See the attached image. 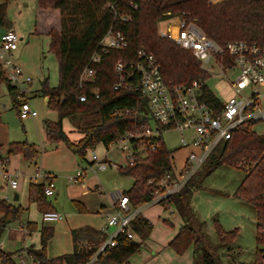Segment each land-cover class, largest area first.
I'll list each match as a JSON object with an SVG mask.
<instances>
[{
  "label": "trees",
  "instance_id": "trees-1",
  "mask_svg": "<svg viewBox=\"0 0 264 264\" xmlns=\"http://www.w3.org/2000/svg\"><path fill=\"white\" fill-rule=\"evenodd\" d=\"M10 1L3 0L0 4V27L6 29L12 27L7 19ZM36 3L40 21L52 16L56 19V24L45 27V31H39L38 27L36 29V33L50 36V51L56 54L59 63L58 87H50L48 79H45L40 91L47 99L49 107L59 114L57 122L46 123L47 137L55 142H67L72 152L82 158H85L88 150L95 149L99 144L108 147L127 131L135 130L150 121L146 102L139 94L114 89V66L117 61L135 60L139 50L144 49L155 56L165 82L171 86H188L194 80L209 79L210 76L202 69L201 62L191 51L184 50L174 41L159 35L160 22L174 18L176 14L185 13V19L197 23L208 38L221 46L235 40L264 45V0H226L220 3H214L212 0H37ZM122 16L128 17V21H122ZM112 26L125 34L128 47L123 50H111L105 55L102 63L96 68L94 81L79 88L80 77L92 54ZM7 82L5 70L0 64V85H6L9 93L14 94L15 88ZM95 89L99 91L98 98L92 93ZM204 92L210 105L220 110V101L210 88L206 87ZM79 95H86V102H80ZM13 103L17 106L15 100ZM127 110L131 112L127 113ZM77 117L85 118L89 123L78 129L83 137L78 144H73L63 131V120L68 118L73 121ZM153 145L156 147H150L146 157L138 156L133 166L119 169L123 175L134 179L133 187L125 194L135 207L151 200L148 181L161 178L172 169L173 152L167 148L163 138H158ZM19 153L23 154L25 159L32 160L38 151L34 144L11 143L8 154ZM243 160L253 162L255 166L249 173L246 172L247 176L234 196L257 209V241L261 243L264 242V135L251 130V126L239 128L231 140L221 143L212 152L205 164L208 173H211L222 165L240 168ZM194 188L191 181L181 194L161 203L165 209L174 207L184 222L177 235L170 241L169 247L178 255H183L193 246L194 264H222L216 250L210 252L206 249L208 242L203 223L191 206ZM43 191L44 185L32 184L31 199L45 200ZM41 206L43 213L54 212L43 204ZM24 211L21 206L0 199V242L6 228L12 222L20 220ZM28 229L32 232L36 225L28 223ZM133 229L136 234L145 237V232L150 231L152 225L144 220L133 223ZM216 232L219 248H227L237 236L236 230L227 232L219 224L216 225ZM40 233V248L31 246L26 250L40 264H84L98 248L96 242L90 248L79 246V233L74 230V253L49 259L47 244L53 237L54 230L42 227ZM141 246V243L134 240L123 239L116 248L109 250L100 262L125 264L139 252ZM0 264H17L14 254L5 252L0 247ZM254 264H264V250H257Z\"/></svg>",
  "mask_w": 264,
  "mask_h": 264
},
{
  "label": "rangeland",
  "instance_id": "rangeland-1",
  "mask_svg": "<svg viewBox=\"0 0 264 264\" xmlns=\"http://www.w3.org/2000/svg\"><path fill=\"white\" fill-rule=\"evenodd\" d=\"M36 1L11 0L7 9L8 21L19 38H22L19 50L14 54L16 62L21 66L24 74L32 78V82L23 86L22 93L15 91L13 98L8 94L5 86L0 87V147L3 148L4 154L9 155L8 148L11 143L34 144L39 154L32 160L25 159L21 153L9 155L8 170L10 174L18 176L17 190L8 187L7 181L0 177V199L25 207L21 219L12 222L6 228L0 242L1 249L14 254L15 260L19 253L26 252L31 246L40 248L42 227L54 230V235L47 244L49 258L73 254L72 230L93 228L99 231L105 224L107 216L111 214L113 193L127 192L134 185V179L123 175L116 167L109 166L106 171H95L97 167L93 168L91 163L93 151L100 159L125 166L124 156L116 148L99 144L95 149L88 150L85 158H82L72 152L67 142H55L48 139L46 123L57 122L59 114L49 107L47 99L40 94V91L45 79H48L50 87H58L59 63L56 54L50 51V36L36 33V29L38 27L39 31H45V27L56 24V19L52 16L50 19L40 21ZM223 1L226 0H212L214 3ZM2 2L3 0H0V3ZM183 14L186 15L185 13L176 14L175 18H184ZM163 22L158 24L159 35ZM5 29L0 27V37ZM219 66L220 62L217 65L212 63L206 65L208 73L205 72L210 76L206 80V85L219 100L227 103L236 96L230 82L236 78L238 71L226 70L225 76H222ZM19 95H22L25 101H29L31 108L38 113L36 118L20 119ZM12 99L17 102V106H14ZM88 123L89 121L82 117H77L73 121L67 118L63 120V131L71 143L78 144L83 137L78 129ZM253 131L264 134V123L255 126ZM162 137L167 148L173 152L174 161L182 166L189 150L180 148V134L175 130H169L164 132ZM37 171L54 175L56 184L54 197L44 198L45 200L31 199V185L43 183L41 179L37 183H34V179L32 180ZM78 172L84 173V180L83 183L75 184L70 180ZM246 176L247 173L244 170L230 165H222L208 173V167L205 164L192 179L195 188L191 206L200 222L203 223L208 242L206 249L210 252L213 249L216 250V255L219 256L222 264H254L257 250H264V242L257 241V209L234 196ZM96 187L98 190L95 189ZM16 194L19 196L17 202L14 201ZM41 204L65 216V221L43 223ZM145 214L152 221L153 227L145 232L147 238L137 237L136 241L142 246L139 253L137 252L128 260V264H152V259L159 255L166 259L164 264H191V257L194 256L193 246L183 255H178L166 244L183 225L177 210L173 207L165 209L162 205H158L147 210ZM28 223L36 225V229L29 231ZM217 224L227 232L237 231L236 239L227 248H219ZM82 236L77 234V238L81 239ZM80 239H78L79 245L83 242L90 243L91 235H85V239H81L83 242ZM86 243L83 245L86 246Z\"/></svg>",
  "mask_w": 264,
  "mask_h": 264
},
{
  "label": "built area",
  "instance_id": "built-area-1",
  "mask_svg": "<svg viewBox=\"0 0 264 264\" xmlns=\"http://www.w3.org/2000/svg\"><path fill=\"white\" fill-rule=\"evenodd\" d=\"M120 19L128 21V17L125 16ZM160 36L174 41L184 50L191 51L207 73L206 65L211 63L217 65L218 62L222 76H225L226 70L236 69L238 74L230 82L236 96L227 103L216 97L221 105V109L217 110L206 99L204 92L208 87L206 81L194 80L188 86L167 84L157 59L144 49L139 50L135 60L116 62L114 89L139 94L146 102L150 121L148 124H141L135 130L127 131L108 146L116 148L124 156L125 166L100 159L93 151L91 163L93 168L97 167L94 170L106 171L109 166L119 170L133 166L135 159L138 156L146 157L148 149L156 147L153 142L169 130H175L180 134V148L188 149L189 154L182 166H179L172 157V169L161 178L148 181L151 194L149 202L135 207L125 192L113 193L112 212L107 216L101 230L104 240L84 264H103L100 259L109 250L116 248L121 240H134L136 232L133 223L137 222L146 206L167 202L181 194L221 143L231 140L239 128L251 126L253 130L255 126L264 123V45L235 40L221 46L208 38L197 23L183 17H174L163 22ZM20 41L14 30H8L0 37V64L5 70L7 84L22 93L23 86L31 83L32 78L24 74L14 56ZM127 47L128 40L125 34L112 26L92 54L88 66L80 77L79 88L94 81L96 68L102 63L105 55L111 50H123ZM92 93L96 98L99 97L97 89ZM19 96L20 119L37 117L38 113L31 108L29 101H25L22 95ZM78 99L80 102H86L87 96L79 95ZM129 112L131 110H127V113ZM254 166L253 162L246 160L240 164V168L247 173L253 170ZM0 177L7 181L10 188L18 189V176L9 173L8 158L1 147ZM39 179L43 180L41 183L44 185L43 195L46 198L54 197L56 195L54 175L37 171L32 180L37 183ZM83 180L84 173L78 172L70 181L80 184ZM61 219V214L57 212H45L42 215L43 223H56ZM262 235L264 236V231ZM16 263L40 264L27 251L18 255Z\"/></svg>",
  "mask_w": 264,
  "mask_h": 264
},
{
  "label": "crops",
  "instance_id": "crops-1",
  "mask_svg": "<svg viewBox=\"0 0 264 264\" xmlns=\"http://www.w3.org/2000/svg\"><path fill=\"white\" fill-rule=\"evenodd\" d=\"M3 3V2H2ZM1 4V3H0ZM160 28H162V23H161V27ZM11 29L12 30H14L13 29V27H11ZM10 29V30H11ZM6 31H8L7 29H5V31L2 33V35L6 32ZM1 35V36H2ZM21 40H22V38H21ZM18 50H19V48H18ZM17 50V51H18ZM16 53V52H15ZM2 86H4V85H2ZM6 87V86H5ZM7 88V87H6ZM7 91H8V89H7ZM9 92V91H8ZM10 96H11V98H13L14 97V94H10V93H8ZM13 100V99H12ZM14 101V100H13ZM36 118V117H35ZM27 120V119H26ZM1 146V145H0ZM2 148V147H1ZM38 156H39V154H38ZM37 156V157H38ZM7 158H8V164L10 163V161H9V159H10V156L9 155H7ZM38 185V184H37ZM7 186H8V184H7ZM9 187V186H8ZM12 189V188H11ZM96 190H98V188L96 187L95 188ZM12 190H14V189H12ZM16 196H18L17 194L14 196V201L15 202H17V201H19V196H18V200L16 201L15 199H16ZM51 198V197H50ZM45 199H47L46 197H45ZM13 205H17V204H13ZM158 205H162V204H155V205H152V206H147V207H145L144 208V210H143V212H142V215L140 216V217H138V219H137V222L136 223H138V222H141V221H144V220H147V221H149L150 222V224L152 225V227H153V224H152V221L146 216V212H147V210H150V209H153L154 207H156V206H158ZM162 207H164L163 205H162ZM23 208H25V207H23ZM174 208V207H173ZM110 209H111V212H112V204H111V206H110ZM54 212H56V211H54ZM61 216H62V219L59 221V222H56V223H60V222H63V221H65V216H63L62 214H61ZM30 222V221H29ZM105 223H106V221H105ZM105 225V224H104ZM103 225V226H104ZM183 225H184V222H183ZM183 225H181V227L183 226ZM103 226H102V228H103ZM28 227V226H27ZM180 227V228H181ZM102 228L98 231V230H95V229H93V228H86L85 230H77L78 231V233L80 234V236H81V234L83 235L82 236V240H84L85 239V235H91V241H89L90 243H86V242H83V241H81V242H83V244L84 243H86V246L87 247H92L94 244V242H96V247L98 246H100V244L102 243V241L104 240V236H103V234H102V232H101V230H102ZM75 230V229H74ZM74 230H72V232L74 231ZM180 230V229H179ZM179 232V231H178ZM177 235V233L174 235V237ZM139 235L138 234H136V236H135V239H134V241H136V239H137V237H138ZM148 236H145L144 237V239L145 238H147ZM174 237H172V239L174 238ZM98 239H100V241L98 242ZM172 239H170L166 244H168L169 245V243H170V241L172 240ZM137 242V241H136ZM83 244H80L79 246H84ZM86 246H84V247H86ZM73 247H74V244H73ZM162 250H164V248H162ZM161 250V251H162ZM140 251V250H139ZM139 253V252H138ZM20 254V253H19ZM137 254V253H136ZM49 259H53V258H49ZM191 264H194V256H192L191 257ZM130 260V259H129ZM164 260H166L164 257H162V256H156V257H154L153 259H152V264H164ZM173 260V259H172ZM167 262V261H166ZM129 263V261L127 262V263H125V264H128Z\"/></svg>",
  "mask_w": 264,
  "mask_h": 264
},
{
  "label": "water",
  "instance_id": "water-1",
  "mask_svg": "<svg viewBox=\"0 0 264 264\" xmlns=\"http://www.w3.org/2000/svg\"><path fill=\"white\" fill-rule=\"evenodd\" d=\"M16 201L18 200V196H16V199H15Z\"/></svg>",
  "mask_w": 264,
  "mask_h": 264
}]
</instances>
